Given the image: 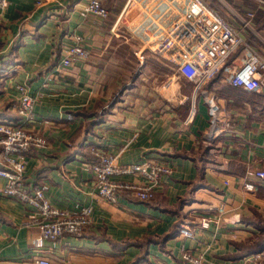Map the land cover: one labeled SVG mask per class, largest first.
Instances as JSON below:
<instances>
[{"label": "crops", "instance_id": "1", "mask_svg": "<svg viewBox=\"0 0 264 264\" xmlns=\"http://www.w3.org/2000/svg\"><path fill=\"white\" fill-rule=\"evenodd\" d=\"M87 1L8 0L0 7V119L17 117L15 83L24 81L36 97L29 126L46 138L28 151L24 182L33 188L45 181L46 195L60 206L93 208L82 234H64L38 252L39 226L27 220V206L0 194V264H37L38 255L50 264H190L183 250L209 263L256 264L253 253L238 255L236 242L257 234L264 219V179L245 186L264 168V93L221 78L209 82L219 117L233 120L209 139L203 96L187 121L189 103H177L163 88L165 66L112 29L126 0H100L105 16L81 14ZM72 34L90 55L63 66ZM92 145L123 163L163 159L172 171L149 200L122 191L109 202L98 196L87 167ZM204 215L211 217L207 227L199 224ZM181 225L194 235H182Z\"/></svg>", "mask_w": 264, "mask_h": 264}, {"label": "built area", "instance_id": "2", "mask_svg": "<svg viewBox=\"0 0 264 264\" xmlns=\"http://www.w3.org/2000/svg\"><path fill=\"white\" fill-rule=\"evenodd\" d=\"M34 1L39 4L43 0ZM7 4L8 0H0L1 8ZM91 12L105 16L107 9L100 0H88L81 14L86 16ZM255 17L253 8L241 14H229L214 0H126L112 29L137 44L141 55L154 57L165 66L169 76L163 88L177 103H189L187 121L194 117L197 97L203 96L210 114L204 136L214 139L228 130L233 120L228 115L219 117L209 82L221 78L247 91L264 93V37L255 27ZM71 38L73 43L67 46L60 60L63 66L90 55L80 35L72 34ZM15 87L18 97L13 106L18 117L0 119V176L5 178L0 194L27 206V220L39 226L34 249L41 252L48 241L54 244L64 234H82L92 220L93 208L91 204L75 208L58 205L46 195L45 181L33 188L25 184L28 151L31 146L44 145L46 139L29 126L34 119L35 95L25 82H16ZM89 150L94 158L87 167L95 175L97 194L109 202H115L122 191L149 200L162 174L172 171L163 159L143 156L123 163L117 154L97 145ZM253 174L257 181L247 182V189L256 188L264 179V168H257ZM217 209L223 212L222 205ZM210 219L201 216L200 226L207 227ZM179 231L184 236L194 235V229L187 225H181ZM182 257L190 264H215L189 250H183ZM252 258L256 264H264V249L253 253ZM35 262L50 264V259L38 255Z\"/></svg>", "mask_w": 264, "mask_h": 264}, {"label": "rangeland", "instance_id": "3", "mask_svg": "<svg viewBox=\"0 0 264 264\" xmlns=\"http://www.w3.org/2000/svg\"><path fill=\"white\" fill-rule=\"evenodd\" d=\"M214 1L219 6H221L224 11H226L229 14L230 13L232 14V13H235V12L241 14V12L243 13L247 8H253L255 10V12H256L257 25L255 23V27L258 30V32L261 34V36L264 37V3H262L261 1L259 2V0H214ZM135 45H137V44H135ZM147 56H149V55H147ZM3 60L4 59H2L1 62H3ZM17 82L20 83V82H24V81H17ZM16 90H17V88H16ZM17 97H18V95L16 96V98ZM15 100L16 99L13 100V103L15 102ZM17 117H18V115H17ZM36 133H38V132H36ZM38 134L42 135L40 133H38ZM31 148H32V146L30 147V149Z\"/></svg>", "mask_w": 264, "mask_h": 264}, {"label": "trees", "instance_id": "4", "mask_svg": "<svg viewBox=\"0 0 264 264\" xmlns=\"http://www.w3.org/2000/svg\"><path fill=\"white\" fill-rule=\"evenodd\" d=\"M100 3L103 5L101 1ZM103 6L107 9L106 15H108L109 13L108 8L105 5ZM254 22L257 25L256 17L254 19ZM257 225L259 226V232L257 234L254 233L247 239L236 242L237 248L239 250L238 255L243 256L246 254L254 253V251L256 252L258 250L264 249V219L259 217V220L257 221Z\"/></svg>", "mask_w": 264, "mask_h": 264}]
</instances>
